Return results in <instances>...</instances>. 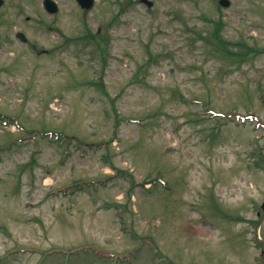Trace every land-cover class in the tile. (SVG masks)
<instances>
[{"label":"rangeland","instance_id":"1","mask_svg":"<svg viewBox=\"0 0 264 264\" xmlns=\"http://www.w3.org/2000/svg\"><path fill=\"white\" fill-rule=\"evenodd\" d=\"M53 1L0 6V264H264V0Z\"/></svg>","mask_w":264,"mask_h":264},{"label":"water","instance_id":"2","mask_svg":"<svg viewBox=\"0 0 264 264\" xmlns=\"http://www.w3.org/2000/svg\"><path fill=\"white\" fill-rule=\"evenodd\" d=\"M77 2L79 3L80 7L85 11H89L94 5V0H77ZM142 2L146 3L148 6H151V3L147 2L146 0H142ZM1 4L2 1L0 0V5ZM219 4L224 7H227L229 5V2L227 0H220ZM43 6L46 12L49 14H55L57 12V7L52 0H43ZM16 36L22 41H25V38L22 34L18 33Z\"/></svg>","mask_w":264,"mask_h":264},{"label":"flooded vegetation","instance_id":"3","mask_svg":"<svg viewBox=\"0 0 264 264\" xmlns=\"http://www.w3.org/2000/svg\"><path fill=\"white\" fill-rule=\"evenodd\" d=\"M261 253H262L263 257H264V248L261 249Z\"/></svg>","mask_w":264,"mask_h":264}]
</instances>
